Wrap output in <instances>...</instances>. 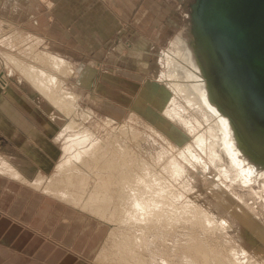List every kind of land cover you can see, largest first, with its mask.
<instances>
[{"label": "rangeland", "instance_id": "rangeland-1", "mask_svg": "<svg viewBox=\"0 0 264 264\" xmlns=\"http://www.w3.org/2000/svg\"><path fill=\"white\" fill-rule=\"evenodd\" d=\"M8 1L0 0V63L6 60V51L24 55L18 48L25 49L32 44H37L40 50H53L61 54L71 61L75 70L71 76L63 77V82L64 89L77 96L78 111L75 118L73 114L67 116L50 107V101L45 96L37 95L36 90L25 80H20L18 72L7 75L8 67L0 64V88L4 91L13 90L14 86L16 91L19 88L22 90L21 98H28L27 102L37 108L40 116L38 121L27 110H21L20 104H10L30 127L34 126L36 136L31 134L35 137L30 142L33 144L31 154L37 152L41 159H34L26 152L23 142L29 137L28 128L20 125L2 106L0 110L4 124L0 126V150L18 163L30 177L34 176L36 169L46 176L56 174L58 164L67 156L65 146L83 134L103 141L118 138L121 143L132 145L140 156L156 167L157 172H161L164 164L158 162L159 154L166 151V157L173 155L184 165L181 174L173 178L171 172L168 175L175 191L174 202L188 214V220L172 229L160 228L158 233L148 232L151 242L145 255L153 256L149 264H264V163L255 161L244 150L242 152L233 134L235 149L244 162L243 167L250 171L249 182H233L220 174L218 176V167L208 159L207 163L199 162L195 166L180 155V149L192 147L189 149L195 151L193 153L206 157L195 138L206 131L209 124L204 120L196 121L199 112L183 103L186 109H183L184 114L197 126V131H191L180 120L165 115L161 106L155 103L169 85L163 77L165 58L174 51L176 36L183 35L184 40H192L189 12L192 0H146L141 4L142 8L152 3L154 10L147 8L133 11L124 9L123 2L118 0L86 1L87 8L79 4L76 15L72 17V25L62 27L70 33L69 36L61 31V37L56 41L47 39L53 38L54 32L51 31L52 26L45 25L47 20L43 13L46 11H40L42 14L39 15L36 0L12 1L20 5L15 13L12 5L7 4ZM9 22L11 24L7 27ZM30 34L39 36L43 42H38ZM186 42L193 51L191 44ZM29 92L31 95L28 96ZM170 92L173 97L174 90ZM41 115H44L45 122ZM163 117L168 118L167 121L174 128L177 126L174 134L162 126L160 120ZM72 119L81 122L79 130L75 127L70 129ZM5 126L10 130L9 134L3 130ZM127 129L141 134L138 136L140 145L133 143L128 137L129 133L126 136L121 134ZM14 132H18L19 140L13 138ZM76 152L74 148L72 155ZM225 162L227 166L230 163L229 159ZM79 165L84 166L85 163ZM81 169L85 171H80L81 174H85V177L88 175L89 183L83 186L76 179L77 185L70 187H73V193L79 192V202H67L58 196L29 188L30 201L25 202L27 216L30 206L33 203L37 206L39 195L40 218L45 217L44 229H36V225L33 228L37 231L41 229L34 239L42 240L45 244L39 246L37 241L25 247L31 260L44 264H102L100 256L110 248L112 232L118 226L123 231L135 230L128 222L119 224L116 213L115 219L103 217L84 206V201L92 191L98 189L100 180L96 177L98 169H89L91 175L88 170ZM16 187L19 190L22 186L16 184L13 188ZM112 204L111 210L115 207V203ZM33 214L29 222L37 223L38 213ZM204 250L209 253V261L195 263L194 257L204 260Z\"/></svg>", "mask_w": 264, "mask_h": 264}, {"label": "bare ground", "instance_id": "bare-ground-1", "mask_svg": "<svg viewBox=\"0 0 264 264\" xmlns=\"http://www.w3.org/2000/svg\"><path fill=\"white\" fill-rule=\"evenodd\" d=\"M8 25L6 26L8 27ZM176 40L178 44H174V51L169 52L165 58L166 70L163 77L169 85L164 88L161 98L155 103L157 106H161L165 115L180 120L191 131L196 130L197 126L192 123V119L184 114L183 109H185V106L183 103L199 112L200 116H196L199 118L196 121L201 122L204 120L209 124L207 130L202 132L203 128L202 133H199L195 138L196 144L206 157L203 154L193 153L195 151L190 150L192 147L180 149V155L195 166L199 162L207 163L206 160L208 159L210 163L218 167V176L220 174L225 178L232 179L233 182H249L248 177L250 176L248 175L250 171L243 167L244 162L242 163L238 156L237 149H235L236 144L233 142L232 137L234 134L237 145L241 150V136L235 133V125L223 113L213 88L204 78V71L196 49L192 46V51L181 35H178ZM17 46L15 45V47ZM18 50L23 52L24 55L4 51L6 60L4 59L0 64L8 67L7 75L18 72L20 80H25L30 87L32 86L36 90L33 89L37 95L45 96L50 101V107L56 108L64 114L66 113L67 116H70V114L77 115V96L72 92H67L64 89L63 82V77L71 76L75 72L71 61L59 54L40 50L37 44H32L25 49L18 48ZM171 89L174 90L175 97H172L173 91L170 92ZM13 90L16 91L15 86ZM34 91L32 92L34 93ZM5 93L15 95L10 90H5ZM177 99L180 100L181 105L176 102ZM190 115L192 116V114ZM167 119L163 117L160 120L162 126L165 127L164 129H168L171 134H174L177 126L174 128ZM80 124L79 119H72L69 127L70 129L75 127L79 130ZM129 131L127 129L121 134L129 133L128 137L133 140V143L140 145L138 136L141 134L133 129L132 132ZM110 139L103 141L98 138L92 139L91 136L85 134L78 136L65 146L67 156L58 164L56 174L54 173L50 177V175L46 176L42 172H38L30 183L40 189L45 188L44 191L48 194L58 196L63 200L66 199L67 202H79L81 200L79 192L76 195L71 191L73 187L71 189L70 187L77 185L76 181L78 179L83 186L89 183L88 175L85 177V174H81L84 171L81 168L85 169L86 172L88 170L89 174V169H98L96 177L97 180H100V185L84 201V206L103 217H113L115 219L114 214L116 213L119 216L116 219L119 224L125 225L128 222L132 225V228H135L133 231H123L120 226L115 227L116 230L111 235L110 248L108 247L100 256L101 263L149 264L153 256L147 257L145 255L147 246L149 247V242H151L149 241L148 232L158 233L160 228L172 229L188 220V214L184 212L182 207H177L174 202L175 191L168 175L171 172L170 176L173 178V176L181 174L184 171V165L180 164L173 155L170 158L166 157V151H163L159 154L158 162L164 164H162L161 172H157L156 167L140 156L139 151L135 150L132 145L123 144L118 138ZM122 139H124V136ZM74 148L77 152L72 155ZM249 150L253 152L256 158L264 160V155L261 152L256 153L252 149ZM3 157L0 156V162H2L1 168L4 169L0 170L8 171L15 176H22L17 170L7 168L8 161ZM226 159H229L230 162L228 166L225 164ZM80 163H85V165H79ZM80 171L82 172L80 173ZM113 202L115 207L111 210L110 207H112ZM109 211H111V216H109ZM203 255H205L204 260L194 257L195 263L199 261L208 262L209 253L204 250Z\"/></svg>", "mask_w": 264, "mask_h": 264}, {"label": "water", "instance_id": "water-1", "mask_svg": "<svg viewBox=\"0 0 264 264\" xmlns=\"http://www.w3.org/2000/svg\"><path fill=\"white\" fill-rule=\"evenodd\" d=\"M191 39L241 150L264 163V0H192ZM244 143V144H242Z\"/></svg>", "mask_w": 264, "mask_h": 264}, {"label": "crops", "instance_id": "crops-1", "mask_svg": "<svg viewBox=\"0 0 264 264\" xmlns=\"http://www.w3.org/2000/svg\"><path fill=\"white\" fill-rule=\"evenodd\" d=\"M12 1H17V0H10L7 2V4L10 3L12 5L13 12L15 13L19 10L20 5L19 3L16 2L14 4ZM25 1L26 0H22V2ZM86 1H90V0H81L80 3L78 0H36L38 4L37 8L39 10V15L42 14V12L40 11H46V13L45 12L43 13L44 19L46 16L45 20H47L45 21V25L48 24L49 27L52 26L51 31L54 32V35H52L53 38H47V39L49 40L51 39L54 41H56V39L59 40L61 37V31H64V33H67L69 36L70 33L65 28L63 29L62 27L63 25H72V17L73 15H76L77 10L79 9L78 8L79 4L80 7L87 8L86 5L88 3H86ZM118 1L123 2L124 9H129L133 11L135 9L148 8L149 10H154V7H152V3L142 8L141 4L143 3V1L145 2L146 0H118ZM180 2L182 3V1ZM6 8L7 7H5V9ZM62 11H64V21L62 20ZM10 24L11 23L9 22V25ZM43 34L44 37L46 38L45 28H43ZM30 35L35 36L34 38L37 41L43 42L42 38H40L39 36L33 34ZM181 36L185 38L183 35ZM185 40L188 41L187 39ZM51 52L54 51L52 50ZM9 90L12 91V94L15 95H10L8 93L6 94L4 89L1 88L0 95L2 97L0 96V106H2L13 119H16L20 123V125H22L25 128H28L29 137L26 138L25 142H23L24 148L28 154L33 156L34 159L39 160L41 158L40 155L38 156L37 152H33L31 154L32 152L31 149L33 148V144H31L30 142L31 140L32 141L35 140L34 139L35 137H33L31 134L34 135L36 134L35 128L34 126H32L34 128L32 129V127H30L28 122L21 115L15 112L13 108H11L12 105L11 102H16L17 104H20L22 107L21 110L22 109L27 110V112L31 114L33 117H35V119L38 121L40 119V116L39 113H37L38 112L37 108H33V106H31L27 102L28 98L26 99V97L24 96L23 98H25L26 100L21 98L20 95H22L21 92L22 90L21 91L19 89L17 91L11 89ZM27 95L28 96L31 95L30 92L27 93ZM2 116L3 115L1 114V110H0V126L4 124ZM41 116L44 117V115ZM42 120L43 122H45L46 121L45 117ZM3 130L8 132V134L10 133V130L8 129L7 126H5ZM17 133L14 132L13 138L19 140V136ZM42 147L48 149L47 146H42ZM53 151H56V148L55 149L53 148ZM0 156H4L6 159L4 157L3 158L8 161V163L6 164L7 168L17 170L22 174V176L21 175L15 176L8 171L7 173L6 171L4 172L3 170H0V176H3L0 177V264H44L43 262H40L38 260H31L29 258L30 254L25 251V247L31 245L32 243L36 244L37 241L39 246L40 244L43 245L45 244V242L43 243L42 240L40 241L34 239V235L40 234L41 231V229L40 231L39 230L37 231L36 229H39V227H42L43 229L45 228L44 227L45 217L43 216L42 218H40L41 215L39 213V203H40L39 195L37 200V206H34V203L32 202L33 203L32 207L30 206L29 208L28 206L26 208V209L29 208L28 216H27V211L25 210V202L30 201L31 191L29 190V188L39 190L41 192H45L44 190L30 183V181L33 180L34 177L37 175V173L41 172V170L36 169L34 176L30 177L20 168L18 163H16L14 160H11L7 155H5L3 150H0ZM1 163L2 162H0V169H4L3 167L1 168L2 166ZM9 164L10 166H8ZM16 184L17 186L21 185L22 186L21 189L18 190L17 187L13 188L16 186ZM45 193L48 194L47 192ZM3 195L5 196L3 197ZM48 195L53 196L51 194ZM33 212L38 213L37 223L33 222L32 220L31 221L33 223L29 222L34 215ZM35 227L36 229H33Z\"/></svg>", "mask_w": 264, "mask_h": 264}]
</instances>
